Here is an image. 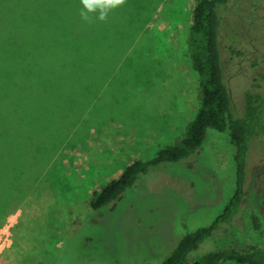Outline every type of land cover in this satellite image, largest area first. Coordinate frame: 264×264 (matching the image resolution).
<instances>
[{
  "label": "rangeland",
  "instance_id": "374dc122",
  "mask_svg": "<svg viewBox=\"0 0 264 264\" xmlns=\"http://www.w3.org/2000/svg\"><path fill=\"white\" fill-rule=\"evenodd\" d=\"M194 1L126 0L107 23L86 24L80 0H0V47L11 53H0V264H159L221 213L236 187L234 149L214 128L187 158L150 167L99 210L89 204L129 161L178 143L194 118ZM46 10L54 22L39 38L49 40L27 51L29 16ZM221 16L240 115L247 89L264 92V0H229ZM247 158L245 202L224 235L264 248V134Z\"/></svg>",
  "mask_w": 264,
  "mask_h": 264
},
{
  "label": "trees",
  "instance_id": "16d2710c",
  "mask_svg": "<svg viewBox=\"0 0 264 264\" xmlns=\"http://www.w3.org/2000/svg\"><path fill=\"white\" fill-rule=\"evenodd\" d=\"M228 2L195 0L192 4L187 48L192 66L199 74L200 106L187 125L182 139L174 145L160 148L152 157L129 161L117 176L94 191L89 199L90 207L99 210L133 186L140 174L146 173L150 167L178 162L199 149L207 138L208 128L220 132L228 130L234 149L236 187L233 194L210 224L183 234L170 254L159 264H225L230 261L238 264H264V248L252 243H234L232 238L228 239L224 235L227 225L238 216L245 202L247 157L251 141L264 134V92L247 89L242 114L237 115L232 110L219 47L221 10ZM46 11L44 15L29 16L30 30L25 46L27 51L33 45L38 47L39 42L49 40L48 36L39 38V33L54 22V14L50 10ZM0 53L6 57L11 56V53H6L5 47H0ZM18 56L23 58V53L20 52ZM253 220L256 222V218ZM205 246L206 250L202 248Z\"/></svg>",
  "mask_w": 264,
  "mask_h": 264
},
{
  "label": "clouds",
  "instance_id": "9594fccd",
  "mask_svg": "<svg viewBox=\"0 0 264 264\" xmlns=\"http://www.w3.org/2000/svg\"><path fill=\"white\" fill-rule=\"evenodd\" d=\"M79 16L82 22L92 24L96 21L107 23L110 14L124 6L126 0H80Z\"/></svg>",
  "mask_w": 264,
  "mask_h": 264
},
{
  "label": "crops",
  "instance_id": "0c3cea01",
  "mask_svg": "<svg viewBox=\"0 0 264 264\" xmlns=\"http://www.w3.org/2000/svg\"><path fill=\"white\" fill-rule=\"evenodd\" d=\"M11 214H12V213H7L6 216H9V215H11ZM6 216H4V217H6Z\"/></svg>",
  "mask_w": 264,
  "mask_h": 264
}]
</instances>
